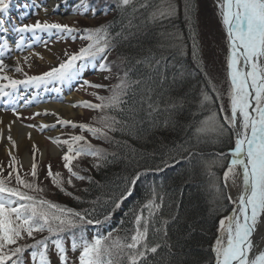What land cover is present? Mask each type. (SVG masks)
<instances>
[{
    "label": "trees",
    "instance_id": "16d2710c",
    "mask_svg": "<svg viewBox=\"0 0 264 264\" xmlns=\"http://www.w3.org/2000/svg\"><path fill=\"white\" fill-rule=\"evenodd\" d=\"M170 2L176 7L175 15L153 22L150 14L162 4L166 6L165 0H133L127 7H119L118 0H107L103 5L101 0H85L88 7H106L107 18L95 28L108 27L110 37L114 38L107 53L110 63H106L115 77L109 78L97 95L110 97L111 89L126 70L130 82L141 80L143 83L132 84L128 96L124 97L129 101L127 104L94 109L88 122L92 126H101L106 118L111 122V117L120 123L114 125L115 130L105 128L103 123L101 129L107 132V138L96 137L106 160L81 156L72 161V168L77 167L80 175L90 179L72 177L71 185L63 183L71 195L49 184L42 196L76 212L94 209L89 218L102 223L86 226L88 241L109 233L113 238L123 239L134 227L133 212L139 213L143 205L154 199L160 207L155 210L148 242L159 243L161 247L156 254L148 255V261L151 264H212L211 245L218 222L230 209L222 175L230 160L234 138L231 130L222 137L197 131L213 113L221 123L224 117L200 62L198 0ZM186 4L192 6L187 13ZM169 33L179 39L170 38ZM138 60L144 63L138 64ZM155 60L160 63L156 65ZM93 63H87L82 72ZM204 93L211 97L210 101H204ZM99 101V104L107 103ZM65 163L60 178L68 174ZM97 164L100 166H94ZM137 173L139 179L131 187V195L116 208L112 201L120 197ZM215 186H219V193ZM106 215L110 216L108 220H104ZM143 215L148 217L147 209H143ZM165 221L168 222L166 237L163 231L156 232L157 228L163 229ZM76 236L79 239L78 231ZM45 237H50V264H60L52 244L56 236H50L45 230L34 233L31 239ZM63 240L67 252L72 253L71 236L64 234ZM33 251L36 249H25L23 264H39V257L30 260Z\"/></svg>",
    "mask_w": 264,
    "mask_h": 264
},
{
    "label": "snow or ice",
    "instance_id": "6c2138e0",
    "mask_svg": "<svg viewBox=\"0 0 264 264\" xmlns=\"http://www.w3.org/2000/svg\"><path fill=\"white\" fill-rule=\"evenodd\" d=\"M132 2L133 0H118V6L127 7ZM10 4L11 0H0V15L7 13ZM165 4L166 6L164 4L158 6L150 14L149 18L153 22L169 19L175 15V5L170 0H165ZM146 6V4L142 5V7ZM24 7L28 8V5L26 4ZM32 7L39 6L33 3ZM191 7L189 4L185 5L186 13ZM77 8H83L85 12L88 11V5L83 2ZM217 8L228 42L227 76L230 83L228 92L230 115H225L224 122L221 123L216 114L213 113L202 122V127L197 131L214 133L217 137L224 136L229 130L233 132L235 147L231 150L232 159L223 173V181L224 187L228 186L230 180L235 186L236 178L242 177L243 192L236 201H232L231 196L226 197L237 206L233 208L230 215L220 219L219 235L212 251L215 255V264H264V251H259L258 254L254 253L255 246L252 239L257 231V226L262 222L261 218L264 217V0H217ZM44 10L47 11L46 8ZM92 12L95 14V9H92ZM76 31L78 30L67 24L42 23L39 20L34 24H22L20 26L10 24L6 27L5 19L0 18V33H16L19 36V40L15 42L16 48L21 50L29 46L25 43L27 34H31L33 42H36L41 40L40 33L63 35L72 34ZM83 32L86 35L81 38L90 41V43L81 48L78 53L72 54L58 67H54L40 76L27 77L25 80H16L6 74L0 76V80L7 81V83L0 84V97L13 95L20 85L39 87L41 84L51 81H70L80 74L87 63L98 58L106 60L114 39L110 37L109 28L101 26L95 29H84ZM168 35L172 39H179V37H174L172 33ZM0 49L9 52L12 50L7 39L0 43ZM137 63H144V61L138 60ZM159 63V60H155L156 65ZM149 66H151V62H149ZM5 68L3 59H0V72H4ZM99 69L111 71V67L107 63H101ZM15 71L20 72L22 69L16 67ZM84 83L91 87H104L103 85H91L88 81ZM133 83L139 85L143 81L130 82L126 70L124 75L120 77V82L111 89L113 94L110 97L97 96V99L102 102L107 101V103L92 105L90 102H83L82 106L103 109L127 104L129 101L125 100L124 97L128 96ZM203 99L210 101L211 97L204 93ZM13 111L15 112V109ZM110 121L106 118L104 127L115 130L114 125L120 122L115 117H111ZM60 122L77 127L71 121ZM8 127L10 129L11 125ZM79 127L91 132L94 137L107 138V132L102 129L93 128L86 124L79 125ZM7 139L12 148H15L16 142L11 135ZM72 141L74 144L81 141L84 143L80 144L79 147L70 145L68 152L62 157L66 162L64 167L70 173L67 181L69 185L72 184V177L78 180L90 179L73 171L71 166L73 160L81 156H92L101 160L107 159L103 150L94 148L84 136H74ZM55 142L58 143V141ZM33 148L34 162L31 175L36 177L35 145ZM70 153L74 154L70 155ZM12 159L14 162L15 157ZM94 166L99 167L100 165ZM11 175L9 173V176ZM48 175L52 178L54 185L59 187L61 191H65L60 173L53 174L51 165L48 166ZM139 175L137 173L128 181L129 186L125 187L117 200L112 201L116 208L126 199L127 195H131V187L135 185ZM15 179L19 185L32 191H43V189L34 187L32 183L22 179L19 174L15 176ZM215 187L219 193V186ZM65 194L71 195L66 191ZM77 199L79 198L77 197ZM22 201L23 203H21ZM159 207L160 205L156 204L153 199L143 205V209H147L149 212L148 217L143 215V209L139 213L133 212L132 223L134 227L130 234L123 239L120 237L113 238L112 234L109 233L108 236L98 235L92 241H88L85 237L86 226L102 223L100 220L89 218L95 211L94 209L91 212L89 210L76 212L48 200H37L36 197L28 195L18 188L8 187L6 181L0 179V264H8L9 261L11 264H23L22 255L26 247L36 249L31 253L34 261L39 257V264H50L48 257V240L50 237L37 240L32 245H18V241L24 239V234L34 239V233L45 230L50 236L57 237L52 240V244L57 250L60 264H68L67 249L63 240L64 234L71 236L73 252L78 248L80 249L79 264H151L148 261V255L156 254L161 247L159 243L150 245L148 242L149 229L154 223L155 210ZM53 209L55 211H51ZM109 218L110 216L106 215L104 220ZM167 223L165 221L163 229L157 228L156 232L163 231V235L166 237ZM77 231L80 233L79 239L76 236ZM12 245L17 246L10 247ZM250 253H252L251 256Z\"/></svg>",
    "mask_w": 264,
    "mask_h": 264
},
{
    "label": "rangeland",
    "instance_id": "374dc122",
    "mask_svg": "<svg viewBox=\"0 0 264 264\" xmlns=\"http://www.w3.org/2000/svg\"><path fill=\"white\" fill-rule=\"evenodd\" d=\"M216 1L217 0H198L199 14L197 22L200 33L199 54L204 73L208 77L210 86L215 90L221 108H223L221 113L224 117L225 115H230V102L228 96L230 83L227 76L228 42L226 31L221 23ZM82 2L85 3V0H11L7 13L0 15V18L5 19L6 27L10 26V24H15L17 26L22 24H34L39 20L42 23L67 24L78 31L63 35L40 33L41 40L36 42H33L31 34H27L25 43L29 46L24 47L22 50L16 48L15 42L19 40V36L16 33H0V43H3L4 40L7 39L12 49L10 52L0 49V59L13 63V65L6 66L5 71L2 73H6L16 80H25L30 76H40L50 71L52 68L58 67L72 54L78 53L81 48L86 47L89 41L81 38L86 35L83 30L94 29L99 26L100 23L107 18V14L109 13H107L105 6L99 9L88 7V11L85 12L83 8H77ZM33 3L39 7L33 8ZM101 3L102 5L106 4L107 0H101ZM26 4L28 8L24 7ZM57 5L59 7H56ZM45 8L47 11L44 10ZM92 9H95V14H93ZM65 53H67V55H65ZM110 59L109 56L106 60L98 58L89 68H85L83 72L81 71L78 76L70 81H51L46 84H41L39 87L33 85H20L13 95L9 97H0V112L4 111L9 118L14 117L21 126L30 127L32 129L35 128V133L39 137V145H35L36 142L26 145L27 154L30 158L29 162L22 159L14 149L5 151L6 148L0 147V178L8 182L10 181L7 183L8 187L18 188L20 191L36 197L37 200H47L44 199L42 195L45 194L47 186L53 184L52 178L48 175V166L51 165L53 174L64 172V168L62 167L64 160L62 157L68 152L69 146L73 145L79 147L80 144L84 143L81 141L74 144L72 137L84 136L86 141L94 148L99 149L102 147L101 144H98L99 140L91 135V132V134H89L87 130H82L79 125L86 124L90 127L101 129L104 123H101V126H92L88 123L91 122V117L95 113V108L84 107L82 105L83 102H90L92 105H98L100 102L99 99H97L99 88L91 87L84 82L88 81L91 85L105 86L109 78L115 77V73L111 71H101L99 65L106 62L110 63ZM16 67H20L22 71H15ZM0 76H2L1 73ZM105 77L108 78L106 79ZM3 83H7V81H3ZM70 95L72 96L66 100V103L74 104V115L72 117L63 119L59 116H52L53 119L49 122L43 123L41 121V119L47 118L48 116L47 112L41 107L44 105L43 103L52 102L61 104L64 103L65 98ZM102 97H104V94ZM13 109H15V112ZM37 113H39V115H37ZM60 121H71L75 123L77 127H73L71 124H62ZM45 125L47 127H43ZM55 141H58V143ZM65 141H67V143H65ZM34 145L35 163L37 165L36 177L31 175L32 164L34 162ZM52 146L58 147L59 152L57 155H52L50 153ZM43 150H45L46 153L44 155ZM230 153L231 151L229 152V159L231 160L232 156ZM72 154L73 153H70V155ZM13 157H15L14 162L12 159ZM73 170L77 172V167ZM9 173L12 175L9 176ZM17 174L25 181L32 183L34 187L43 189V191H32L19 185L15 179ZM69 175L70 173L68 172V174L61 178L63 183H67ZM225 192H227V196H231L230 191L228 192L226 187ZM50 193H53V191L51 190ZM48 201L57 204L52 200ZM228 202L230 204V209L227 214L220 219L230 215L234 203L229 199ZM21 203H23V201ZM218 228L219 222L216 237L211 245L212 248L219 235ZM35 241H37V239L33 240L29 237H24V239L18 241V245H32ZM27 248L29 247L25 249ZM70 252L72 253H69V255L67 254L68 264H79L80 249L78 248L75 252L71 249ZM212 254L214 256L212 264H215V255L213 251ZM30 260H33V258L31 257Z\"/></svg>",
    "mask_w": 264,
    "mask_h": 264
},
{
    "label": "bare ground",
    "instance_id": "6f19581e",
    "mask_svg": "<svg viewBox=\"0 0 264 264\" xmlns=\"http://www.w3.org/2000/svg\"><path fill=\"white\" fill-rule=\"evenodd\" d=\"M217 2V1H216ZM4 64L8 67L10 65H13L11 62H7L4 60ZM2 75L6 73L0 72ZM7 75V74H6ZM0 84H3V81L0 80ZM72 95L69 97L67 96L65 98L64 103H52V102H46L43 103L42 109L45 110L48 114L47 118L41 119V121L49 122L53 119L52 116H59L63 119H66L68 117H72L74 115L73 113V105L74 104H68L66 103V100H68ZM239 123V121H238ZM9 125H11V128L9 129ZM35 128L32 129L30 127L21 126L14 117L9 118L4 111L0 112V147L6 148L5 151H9L10 149H14L17 154L24 159L25 161L30 160L28 154H27V147L29 143H35V145H39V137L35 133ZM11 135L12 139L16 142V147L12 148L11 143L7 139V137ZM30 137V138H29ZM59 152L58 147L52 146L50 153L52 155H57ZM46 154L45 150H43V155ZM228 189V192L230 191V195L232 197V201H236L239 195L243 192V184H242V177L236 178V185L233 186L231 183V180L228 183V186L226 187ZM237 205L234 204L233 208ZM232 208V210H233ZM232 210L230 211V214L232 213ZM261 224L257 226V231L254 233L252 239L254 243V249L253 252L257 253L259 251H264V217L261 218ZM69 255V252H67ZM250 256L252 253L249 254Z\"/></svg>",
    "mask_w": 264,
    "mask_h": 264
},
{
    "label": "water",
    "instance_id": "95a60500",
    "mask_svg": "<svg viewBox=\"0 0 264 264\" xmlns=\"http://www.w3.org/2000/svg\"><path fill=\"white\" fill-rule=\"evenodd\" d=\"M233 137L235 138V135L233 134ZM234 147H235V144H234Z\"/></svg>",
    "mask_w": 264,
    "mask_h": 264
}]
</instances>
